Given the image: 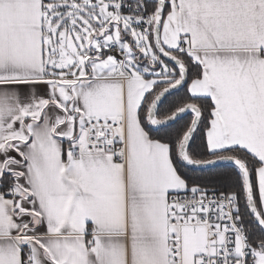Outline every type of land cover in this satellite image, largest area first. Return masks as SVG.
Listing matches in <instances>:
<instances>
[{
	"label": "snow or ice",
	"instance_id": "snow-or-ice-1",
	"mask_svg": "<svg viewBox=\"0 0 264 264\" xmlns=\"http://www.w3.org/2000/svg\"><path fill=\"white\" fill-rule=\"evenodd\" d=\"M0 264H264V0H0Z\"/></svg>",
	"mask_w": 264,
	"mask_h": 264
},
{
	"label": "trees",
	"instance_id": "trees-1",
	"mask_svg": "<svg viewBox=\"0 0 264 264\" xmlns=\"http://www.w3.org/2000/svg\"><path fill=\"white\" fill-rule=\"evenodd\" d=\"M203 182H205V183H207V182H215V179L212 176H206V177H204Z\"/></svg>",
	"mask_w": 264,
	"mask_h": 264
}]
</instances>
